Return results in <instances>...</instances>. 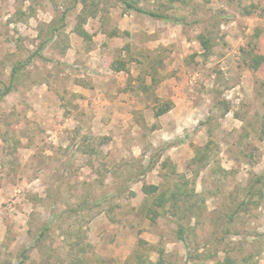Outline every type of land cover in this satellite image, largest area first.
Instances as JSON below:
<instances>
[{"label":"rangeland","instance_id":"374dc122","mask_svg":"<svg viewBox=\"0 0 264 264\" xmlns=\"http://www.w3.org/2000/svg\"><path fill=\"white\" fill-rule=\"evenodd\" d=\"M137 5L0 0V264H264V0Z\"/></svg>","mask_w":264,"mask_h":264},{"label":"trees","instance_id":"16d2710c","mask_svg":"<svg viewBox=\"0 0 264 264\" xmlns=\"http://www.w3.org/2000/svg\"><path fill=\"white\" fill-rule=\"evenodd\" d=\"M127 10L130 11H134L136 13L139 14H143L146 16H149L153 19H158V20H167L169 22L174 21L175 19L169 17L168 15L161 13V12H153V11H147L141 7H139L137 5L138 0H119ZM173 3L176 2L177 0H171ZM52 26V25H51ZM58 28H54L52 29V31L55 32V30H58ZM81 36L85 35V37L87 36L86 33L84 31H81L79 33ZM199 42L201 44V47L204 50L205 56L208 57L211 54L212 51V39L202 35L199 38ZM42 48V47H41ZM250 61L248 63V67L254 71H259V70H264V55H261L257 49L253 48V50L250 52ZM21 66H24V64L22 65H16L13 69H12V73H11V83L10 85L6 86L3 90H0V101L2 100V98H4L5 96H7L8 94H10L13 90L14 87V80L16 77V74L20 71ZM170 106L167 109H163L161 108L159 111H157L156 116L160 117L164 114H166L167 112L170 111L171 108ZM159 191L158 187H144V192L150 197L154 194H157V192ZM167 193H160L157 197H156V205L157 208H160L159 214H161V212L166 211L167 210V204L172 202L173 206L176 207V202H177V194L175 192H173L171 195L167 196ZM153 212V215H151V219L153 220V218L155 219V216L157 215L156 212L157 211H151V214ZM155 215V216H154ZM49 228H44V231L42 233V235L48 231ZM179 236H178V240L183 241L184 240V236H185V232L183 229H181L179 232ZM23 255H26V252L23 253ZM162 262V259H160V261L156 264H160Z\"/></svg>","mask_w":264,"mask_h":264}]
</instances>
